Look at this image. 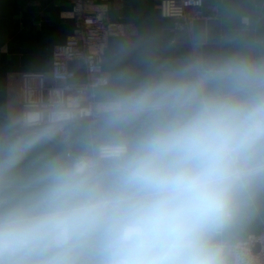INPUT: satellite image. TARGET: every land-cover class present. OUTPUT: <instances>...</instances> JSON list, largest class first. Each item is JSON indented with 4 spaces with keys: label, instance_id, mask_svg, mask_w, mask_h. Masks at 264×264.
Masks as SVG:
<instances>
[{
    "label": "clouds",
    "instance_id": "1",
    "mask_svg": "<svg viewBox=\"0 0 264 264\" xmlns=\"http://www.w3.org/2000/svg\"><path fill=\"white\" fill-rule=\"evenodd\" d=\"M93 154L12 172L73 113L30 112L0 156V264H241L233 240L264 194V58H196L116 92Z\"/></svg>",
    "mask_w": 264,
    "mask_h": 264
},
{
    "label": "crops",
    "instance_id": "2",
    "mask_svg": "<svg viewBox=\"0 0 264 264\" xmlns=\"http://www.w3.org/2000/svg\"><path fill=\"white\" fill-rule=\"evenodd\" d=\"M102 17L121 20L124 35L109 40L104 55L108 85L96 89L100 108L121 90L159 77L196 58L201 46L192 39V27L177 28L175 21L160 13V0H98ZM204 16L221 19V59L235 55L264 58V0H204ZM76 30L69 0H0V156L10 139L39 130L22 126V73L50 75L53 47ZM77 80H85L81 62H72ZM50 140L38 143L14 169L11 176L23 184L50 160H68V151L93 154L99 145L114 138L104 113L95 121L73 119ZM264 226V194L249 209L233 234L234 242Z\"/></svg>",
    "mask_w": 264,
    "mask_h": 264
},
{
    "label": "built area",
    "instance_id": "3",
    "mask_svg": "<svg viewBox=\"0 0 264 264\" xmlns=\"http://www.w3.org/2000/svg\"><path fill=\"white\" fill-rule=\"evenodd\" d=\"M69 1L76 30L53 47L52 84H46L45 72L22 73V116L30 112L44 113L46 121L54 103L68 108L73 113L71 120L78 118L93 122L103 114L96 89L110 82L104 71V55L109 40L125 34V24L121 20L102 17L98 0ZM203 6L204 0H160L159 3L161 15L173 19L177 28L189 27L195 18L204 16ZM75 61L84 67V81L77 80L76 68L72 64ZM61 137L64 141L69 139L66 127ZM80 155L89 154L67 152L69 158ZM235 243L241 264H264V226L258 233L249 234Z\"/></svg>",
    "mask_w": 264,
    "mask_h": 264
},
{
    "label": "water",
    "instance_id": "4",
    "mask_svg": "<svg viewBox=\"0 0 264 264\" xmlns=\"http://www.w3.org/2000/svg\"><path fill=\"white\" fill-rule=\"evenodd\" d=\"M192 39L201 46L202 59L221 60V19L215 16H201L192 23Z\"/></svg>",
    "mask_w": 264,
    "mask_h": 264
}]
</instances>
